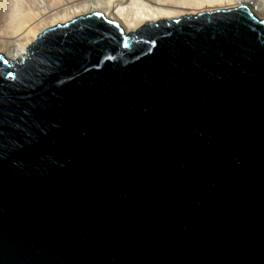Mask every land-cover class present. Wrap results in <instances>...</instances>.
<instances>
[{"label": "water", "instance_id": "95a60500", "mask_svg": "<svg viewBox=\"0 0 264 264\" xmlns=\"http://www.w3.org/2000/svg\"><path fill=\"white\" fill-rule=\"evenodd\" d=\"M27 49L0 54V264H264V19L93 12Z\"/></svg>", "mask_w": 264, "mask_h": 264}, {"label": "bare ground", "instance_id": "6f19581e", "mask_svg": "<svg viewBox=\"0 0 264 264\" xmlns=\"http://www.w3.org/2000/svg\"><path fill=\"white\" fill-rule=\"evenodd\" d=\"M126 1L16 0L13 3V0H0V53L11 61L22 60L28 53L27 48L40 34L57 24L93 12L116 22L123 33H135L145 23L154 24L242 4H246L258 19H264V0H133L137 2L134 6L125 4Z\"/></svg>", "mask_w": 264, "mask_h": 264}, {"label": "rangeland", "instance_id": "374dc122", "mask_svg": "<svg viewBox=\"0 0 264 264\" xmlns=\"http://www.w3.org/2000/svg\"><path fill=\"white\" fill-rule=\"evenodd\" d=\"M16 0H13V3L15 2ZM34 2H37V1H39V0H33ZM130 1V2H129ZM133 0H128V1H126V3L125 4H127V5H129V4H132L133 6L135 5V4H137V2H135V1H133ZM128 2V3H127ZM86 15V14H85ZM83 16V15H82ZM107 18V17H106ZM107 19H109V18H107ZM176 19V18H175ZM70 21V20H69ZM66 22V21H65ZM131 33V32H130ZM1 54V53H0Z\"/></svg>", "mask_w": 264, "mask_h": 264}]
</instances>
